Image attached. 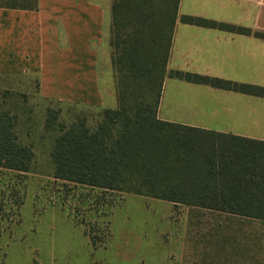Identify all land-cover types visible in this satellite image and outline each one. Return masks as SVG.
<instances>
[{
	"label": "trees",
	"instance_id": "16d2710c",
	"mask_svg": "<svg viewBox=\"0 0 264 264\" xmlns=\"http://www.w3.org/2000/svg\"><path fill=\"white\" fill-rule=\"evenodd\" d=\"M179 4L113 0L110 42L118 106L105 108L95 127L86 119L59 125L51 153L55 177L264 222V141L159 116L167 76L264 96V86L168 72ZM0 6L36 9L38 0H0ZM181 20L250 31L197 16ZM16 125V114L0 110V167L28 171L35 151L18 140ZM50 126L48 115L45 127Z\"/></svg>",
	"mask_w": 264,
	"mask_h": 264
},
{
	"label": "rangeland",
	"instance_id": "374dc122",
	"mask_svg": "<svg viewBox=\"0 0 264 264\" xmlns=\"http://www.w3.org/2000/svg\"><path fill=\"white\" fill-rule=\"evenodd\" d=\"M111 23L110 9L102 71L114 80L102 89L115 108ZM106 107L44 98L35 72L0 74V110L35 151L28 171L0 167V264H264V222L56 178L59 125L95 127Z\"/></svg>",
	"mask_w": 264,
	"mask_h": 264
},
{
	"label": "crops",
	"instance_id": "0c3cea01",
	"mask_svg": "<svg viewBox=\"0 0 264 264\" xmlns=\"http://www.w3.org/2000/svg\"><path fill=\"white\" fill-rule=\"evenodd\" d=\"M113 0H38L36 9L0 6V74L35 72L52 100L106 107V25ZM197 16L246 28L207 27ZM264 0H180L168 68L264 86ZM109 64V63H108ZM106 108H112L110 107ZM116 108V107H115ZM160 118L264 141V96L167 76Z\"/></svg>",
	"mask_w": 264,
	"mask_h": 264
}]
</instances>
